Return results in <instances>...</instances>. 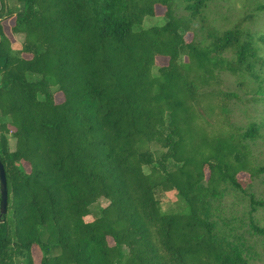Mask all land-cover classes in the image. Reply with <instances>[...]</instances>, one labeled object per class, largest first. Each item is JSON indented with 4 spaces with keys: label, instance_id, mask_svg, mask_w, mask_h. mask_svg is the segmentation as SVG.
Returning <instances> with one entry per match:
<instances>
[{
    "label": "trees",
    "instance_id": "16d2710c",
    "mask_svg": "<svg viewBox=\"0 0 264 264\" xmlns=\"http://www.w3.org/2000/svg\"><path fill=\"white\" fill-rule=\"evenodd\" d=\"M209 2L0 0V264H37L34 249L40 264H264L215 204L222 185L244 195L248 231L264 248L254 220L264 200L238 178L264 174L250 168L259 129L239 133L223 119L219 132L208 129L225 104L218 72L258 78L264 34L213 29L204 46L191 20ZM182 6L191 20L179 18ZM157 7L163 23L144 27ZM152 144L166 152L156 157ZM101 199L108 204L95 215Z\"/></svg>",
    "mask_w": 264,
    "mask_h": 264
},
{
    "label": "rangeland",
    "instance_id": "374dc122",
    "mask_svg": "<svg viewBox=\"0 0 264 264\" xmlns=\"http://www.w3.org/2000/svg\"><path fill=\"white\" fill-rule=\"evenodd\" d=\"M10 4H14L15 0H9ZM260 5H264V0H210L208 7L196 19L191 20L190 13L184 9L179 10L178 16L184 20H191L194 33L197 35V41L200 40L204 46L211 42L208 38L210 30L217 29L226 31L234 26H241L251 32L264 34V11L258 10ZM165 8L157 7V16L148 18L144 22V27L153 26L163 23V15ZM11 21L5 23V29L10 33ZM187 42L193 40V34L189 33L185 36ZM18 43L24 42V35H16L14 37ZM260 55L264 58V46L261 44ZM29 57V56H28ZM186 56H182L181 60L185 61ZM227 60L235 61V53L230 50L226 54ZM169 59L166 57H158L156 65L158 67L167 66ZM215 79L214 88L224 95L225 106H221V110L216 113L211 112L208 121L210 132L217 133L222 128V119L231 124L235 131L244 133L251 125H256L259 129L258 137L249 140L250 143V168L255 169L264 167V67L257 65L255 74L258 78L252 77L247 72L241 74H233L230 72H218ZM263 90L260 92L259 88ZM54 99L57 104L64 102V95L57 88L53 90ZM205 104L203 107L207 108ZM216 109V108H214ZM222 115V116H221ZM226 116V117H223ZM207 128V124H203ZM10 147L15 148V140L10 139ZM152 150L156 157L161 156L165 149L158 144H152ZM249 158V157H248ZM170 169H176V165H181V161L173 160ZM176 164V165H175ZM207 177L209 172L207 170ZM256 174V173H255ZM250 171L241 172L238 176L242 185L259 200H264V174L256 176ZM220 193L217 197L216 205L220 208V216L225 220H233L236 224L237 232L240 236L244 235L246 241L257 251V262L264 260V248L262 243L255 246V241L259 240L258 236L248 231L250 221L249 200L241 193L233 190L228 185H222L218 189ZM171 199V198H170ZM173 201V199H171ZM108 204L107 200L101 199L97 204L92 206L91 210L98 215L100 208ZM216 206V207H217ZM255 222L264 226V209H259L254 214ZM233 224V225H234ZM250 232V233H249ZM112 244V240L110 239ZM33 255L37 264L41 263V253L33 250Z\"/></svg>",
    "mask_w": 264,
    "mask_h": 264
},
{
    "label": "water",
    "instance_id": "95a60500",
    "mask_svg": "<svg viewBox=\"0 0 264 264\" xmlns=\"http://www.w3.org/2000/svg\"><path fill=\"white\" fill-rule=\"evenodd\" d=\"M0 194H1V203H0V223H1L3 216L6 215L8 211L7 177L1 159H0Z\"/></svg>",
    "mask_w": 264,
    "mask_h": 264
}]
</instances>
